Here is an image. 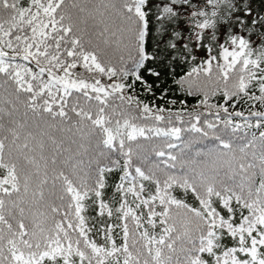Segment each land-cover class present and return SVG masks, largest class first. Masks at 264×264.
I'll use <instances>...</instances> for the list:
<instances>
[{"label": "snow or ice", "instance_id": "snow-or-ice-1", "mask_svg": "<svg viewBox=\"0 0 264 264\" xmlns=\"http://www.w3.org/2000/svg\"><path fill=\"white\" fill-rule=\"evenodd\" d=\"M0 264H264V0H0Z\"/></svg>", "mask_w": 264, "mask_h": 264}]
</instances>
